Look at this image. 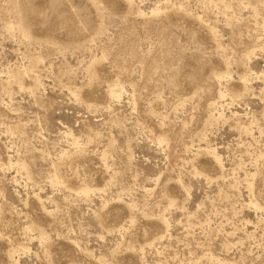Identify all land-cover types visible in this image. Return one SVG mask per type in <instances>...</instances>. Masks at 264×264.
<instances>
[{
	"label": "rangeland",
	"instance_id": "obj_1",
	"mask_svg": "<svg viewBox=\"0 0 264 264\" xmlns=\"http://www.w3.org/2000/svg\"><path fill=\"white\" fill-rule=\"evenodd\" d=\"M0 264H264V0H0Z\"/></svg>",
	"mask_w": 264,
	"mask_h": 264
}]
</instances>
